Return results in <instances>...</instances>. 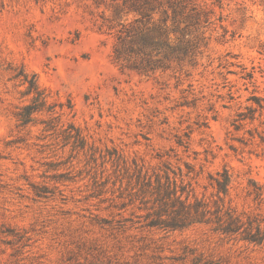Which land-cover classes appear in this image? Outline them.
Returning <instances> with one entry per match:
<instances>
[{
  "label": "rangeland",
  "instance_id": "obj_1",
  "mask_svg": "<svg viewBox=\"0 0 264 264\" xmlns=\"http://www.w3.org/2000/svg\"><path fill=\"white\" fill-rule=\"evenodd\" d=\"M163 1L0 0V264H264L215 214L149 227L141 190L169 173L264 231V0L188 2L185 39Z\"/></svg>",
  "mask_w": 264,
  "mask_h": 264
},
{
  "label": "trees",
  "instance_id": "obj_2",
  "mask_svg": "<svg viewBox=\"0 0 264 264\" xmlns=\"http://www.w3.org/2000/svg\"><path fill=\"white\" fill-rule=\"evenodd\" d=\"M146 1V0H145ZM158 7H163V0H155ZM169 9L172 10V21L176 28L180 29L183 39L189 35L190 26H198L201 23L202 14L205 12L192 8L188 10V2L194 0H165ZM145 2L144 5H148ZM167 12V11H166ZM186 24L185 27H180ZM253 76H251V79ZM252 111V108H250ZM241 121L247 119L243 114L240 115ZM251 120H254L251 118ZM239 127V126H238ZM217 192L220 196L229 195L232 185V176L228 170L218 173L215 180ZM188 185L184 180L178 182L176 177L169 173L165 176H156L155 180L143 176L141 182L142 193L151 196L154 202L153 215L155 218L150 222L149 227L160 228L163 230H180L197 224H209L212 221L211 215H216V231L224 235H236L241 241L253 244L264 245V231L260 225L254 227L253 222H248V226L241 217L233 214L231 211L222 212L219 205L216 210H212L208 202L203 199L190 197ZM256 185V184H254ZM259 197V194H257ZM222 199V198H221ZM223 200V199H222ZM222 204H224L222 202Z\"/></svg>",
  "mask_w": 264,
  "mask_h": 264
}]
</instances>
